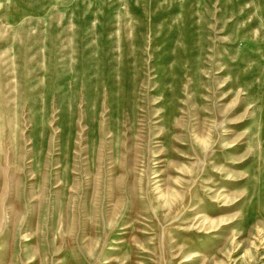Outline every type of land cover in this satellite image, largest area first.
I'll return each instance as SVG.
<instances>
[{
  "label": "rangeland",
  "instance_id": "obj_1",
  "mask_svg": "<svg viewBox=\"0 0 264 264\" xmlns=\"http://www.w3.org/2000/svg\"><path fill=\"white\" fill-rule=\"evenodd\" d=\"M0 264H264V0H0Z\"/></svg>",
  "mask_w": 264,
  "mask_h": 264
}]
</instances>
